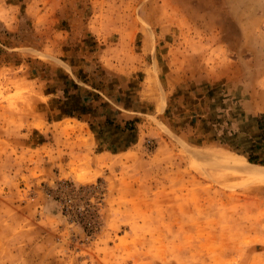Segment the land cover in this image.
I'll return each instance as SVG.
<instances>
[{
  "label": "rangeland",
  "instance_id": "374dc122",
  "mask_svg": "<svg viewBox=\"0 0 264 264\" xmlns=\"http://www.w3.org/2000/svg\"><path fill=\"white\" fill-rule=\"evenodd\" d=\"M261 112L264 0H0V264H264Z\"/></svg>",
  "mask_w": 264,
  "mask_h": 264
},
{
  "label": "crops",
  "instance_id": "0c3cea01",
  "mask_svg": "<svg viewBox=\"0 0 264 264\" xmlns=\"http://www.w3.org/2000/svg\"><path fill=\"white\" fill-rule=\"evenodd\" d=\"M73 53V58L74 59H76L77 57H79V56H81V55H78L76 52H72ZM83 57H85V56H83ZM76 61L78 62V60L76 59ZM79 62L80 63H78V66H79V68L78 67H76L75 65L73 66V65H68V67H69V72H67L66 70H62V74L64 75V77H65V82L66 81H69V83H71L72 84V86L73 87H75V86H77V85H84V86H86V87H88V88H90L91 90H93V91H95V92H98L100 95H102V92H100L98 89H96V86L95 87H90L89 85H87V83H85V82H83V81H80L79 80V78L77 77V75H79V69H82L81 67H84L85 66V62H83V61H81V60H79ZM119 73H121L120 71H119ZM119 73H116V75H115V77L116 78H120V79H122V75H125V74H119ZM59 83H60V81H59ZM64 85V84H63ZM119 85V84H118ZM59 87H61V86H59ZM64 90V89H63ZM75 91H76V89H75ZM103 92H105V91H103ZM106 100H108L107 99V94H103L102 95ZM69 101V100H68ZM72 101H74V100H72ZM123 106H124V104H118L117 103V105H116V107L118 108V109H123ZM70 115V118H72V116H71V114H69ZM62 116H60V118H61Z\"/></svg>",
  "mask_w": 264,
  "mask_h": 264
},
{
  "label": "trees",
  "instance_id": "16d2710c",
  "mask_svg": "<svg viewBox=\"0 0 264 264\" xmlns=\"http://www.w3.org/2000/svg\"><path fill=\"white\" fill-rule=\"evenodd\" d=\"M255 126L258 132V140L259 142H261L260 146L264 145V112L258 113L255 117ZM258 146V147H260ZM237 148V146H235L234 150ZM251 148H253V146L251 145ZM237 151V149H236ZM237 153L239 155H242L244 158H246V160L250 163H256V164H260V165H264V162L262 160L259 159V155L256 153H248V154H244V152H238Z\"/></svg>",
  "mask_w": 264,
  "mask_h": 264
},
{
  "label": "bare ground",
  "instance_id": "6f19581e",
  "mask_svg": "<svg viewBox=\"0 0 264 264\" xmlns=\"http://www.w3.org/2000/svg\"><path fill=\"white\" fill-rule=\"evenodd\" d=\"M241 158H243V157H241ZM223 159H225V157H223ZM246 162H248L245 158H243ZM264 178V177H263Z\"/></svg>",
  "mask_w": 264,
  "mask_h": 264
}]
</instances>
